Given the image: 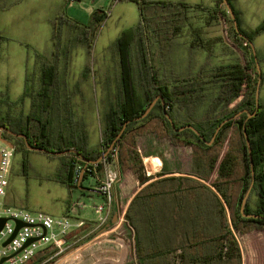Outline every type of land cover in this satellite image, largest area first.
Instances as JSON below:
<instances>
[{"label":"trees","instance_id":"trees-1","mask_svg":"<svg viewBox=\"0 0 264 264\" xmlns=\"http://www.w3.org/2000/svg\"><path fill=\"white\" fill-rule=\"evenodd\" d=\"M130 1L138 4L140 20L136 26L124 30L112 45L119 72L116 94L108 98L109 108L103 115L101 149L90 148L87 131L83 125L80 127L72 104L80 84L70 85L67 67L70 50L75 45H93L108 15L103 10L94 11L85 24L70 18L66 12L52 21L55 48L53 56H41L38 89L30 91L26 76L22 99L30 98V110L19 116L4 114L0 93V125L27 135L35 147L50 151L76 150L77 154L61 156L63 173L56 178L71 188L76 186L74 169L77 162H83L81 157L98 160L130 121L114 148L120 177L128 171L135 173L142 187L133 198L128 194L120 197L119 221L110 232L126 217L134 229L136 255L142 264H243L238 235L264 230V102L260 98L257 109L259 73L254 80L247 77V70L256 63L253 52L248 54L247 49L252 48L251 42L264 31V21L254 29H244L233 0H228L239 28L236 31L232 27L234 44L247 42V48L243 49L246 65L237 58L233 63L210 67V59H206L196 72L187 68L183 75H169L164 65L152 57L153 61L151 49H156L161 63L174 53L175 37L188 21V5L162 0ZM222 3L223 0H217L216 6ZM64 26L77 30L67 44L62 42ZM3 38L0 34V40ZM62 51L65 57L61 61ZM85 71L90 68L86 67ZM158 96L163 97L165 108L159 99L145 118L134 121ZM206 101H209L208 114H196L193 105L201 106ZM218 105L219 111L209 113ZM245 110L256 114L248 118ZM241 111L244 112L236 116ZM166 113L176 128L192 125L200 135L190 128L176 131ZM148 129L159 131L174 146L191 148L190 174L143 175L145 166L136 136ZM5 137L15 139V151L27 158L30 150L23 138L11 134ZM160 165L156 156L146 161L149 174L156 173ZM87 176L85 172L84 179ZM253 178L245 213L262 218L245 217L241 213L242 200Z\"/></svg>","mask_w":264,"mask_h":264},{"label":"rangeland","instance_id":"rangeland-1","mask_svg":"<svg viewBox=\"0 0 264 264\" xmlns=\"http://www.w3.org/2000/svg\"><path fill=\"white\" fill-rule=\"evenodd\" d=\"M84 1L87 4L100 1L104 6H109L113 2L112 0H109V3L108 0ZM238 2L248 20L246 30L254 29L264 21V0H238ZM78 4L76 2L73 6ZM61 5V0H23L20 2L19 0H0V34L4 37L0 40V93L2 94L1 98L4 100L2 107L4 114L19 116L22 113L29 112L30 98L22 99L24 79L25 76L29 77L28 86L30 91L38 89L41 61L43 59L41 56H53L55 47L52 39V21H55L54 15L58 10H61ZM233 5L235 9L238 8L234 0ZM69 6V4H66L64 10L67 7L69 9ZM122 7H126V17L122 21H119V23H113L110 20L104 21L91 47L78 44L70 50L69 54L68 82L70 85L77 82L80 84V91L72 99L73 110L77 115L80 127L84 126L87 131L89 146L91 147H95L99 143L100 130L104 123V111L109 108L108 98L116 94L115 82L119 72V64L112 49L113 42L117 38L119 30L136 26L140 19L137 4L124 3ZM220 8L224 18L220 17V20L218 17L216 24L221 33L222 43L226 45V48L223 49V62H231L233 57L234 59H240L246 65V56L243 49L247 48V42H243L242 45H239V42L234 44L236 41L232 34L234 21L224 2L220 5ZM199 12L201 11L198 10L195 13L198 15ZM197 15L190 13V18L186 23L187 26L181 32L183 42L191 41L190 35L195 39L197 37L194 36L195 30L207 22L208 16L206 18ZM240 19L242 21L241 14ZM76 32V29L64 26L62 42L67 44L72 39L70 37H73ZM210 35L201 33L200 36L204 37V41L199 42V44H204L205 39H208ZM177 38L179 39V37ZM207 43L211 48L212 42ZM253 43L261 77L263 75L260 98L264 102V31L254 39ZM152 49L151 58H155L156 63L171 70L178 67L181 73L187 69L188 66L185 61L188 59L186 56L187 49L183 48L178 51L175 45L174 53L167 55L164 63L159 62L160 56L155 54L156 49L154 47ZM215 49L216 45L214 46ZM247 50L248 54L253 52L252 48ZM226 51L228 53L227 59L224 56ZM63 54L62 51L60 54L61 61L65 57H63ZM198 58L203 61L202 56L198 55ZM193 59H196V57ZM206 59H210V67L214 66L212 65L215 60L213 56H208ZM206 59L202 63L193 64L192 68L199 69ZM86 67H89L90 71H85ZM257 73L258 69L255 63L253 68L247 70L248 80L249 78L252 80L257 78ZM107 82H110V86L107 85ZM208 103L209 101H206L201 106L193 105L196 114L200 116L208 114ZM220 108V105L213 107L209 113H215ZM158 133L157 130L151 131L148 129L141 135L136 136L137 147L145 166L143 175H149L146 161L154 156L158 157L160 161L166 160L162 170L152 174L154 177L159 173L190 174L192 167L191 148L174 146L168 138L160 136ZM226 148L227 146L224 147L222 155H224ZM61 156L30 150L27 158H25L22 152L15 151L9 174V188L13 193L12 200L18 207L33 212H46L56 217L64 215L68 205L76 204L77 201L84 202L87 207L81 210V216L87 220L88 225L86 228L91 227L90 230L92 225L89 224L95 222L96 219V213L91 206L100 205L104 199L96 192L90 191L94 189L95 185L92 176H87L84 179L82 186L85 189H80L77 185L69 189L58 182L56 178L63 173V159ZM139 188L141 189V185L138 176L128 171L123 177H120L118 197L120 199L125 194L133 195L137 190H140ZM118 197L117 205H119ZM117 213L119 214V211ZM112 218L113 216L108 224ZM118 221L110 226L107 224L105 227L95 230L88 237L82 238L48 261L46 259L51 256L50 252L41 253L36 261L31 264H37L38 261H42V264H142L136 255L134 229L130 226L126 217L122 223L117 225L115 231L110 232V229ZM121 231L123 236L120 234ZM238 238L242 263L264 264V230H252L243 235H238Z\"/></svg>","mask_w":264,"mask_h":264},{"label":"built area","instance_id":"built-area-1","mask_svg":"<svg viewBox=\"0 0 264 264\" xmlns=\"http://www.w3.org/2000/svg\"><path fill=\"white\" fill-rule=\"evenodd\" d=\"M14 153V148L0 141V218L5 219L0 230V264H31L47 251L51 254L46 259L48 261L83 238L79 234L88 223L80 213L85 204L77 201L71 204L66 214L57 217L8 204L6 196ZM99 163L77 162L73 175V184L77 185L80 173L86 167L85 172L95 180L94 190L105 198L104 204L94 206L99 213L94 231L105 227L113 216L120 181L115 148ZM18 223L22 225L19 229ZM42 263L38 261L37 264Z\"/></svg>","mask_w":264,"mask_h":264},{"label":"crops","instance_id":"crops-1","mask_svg":"<svg viewBox=\"0 0 264 264\" xmlns=\"http://www.w3.org/2000/svg\"><path fill=\"white\" fill-rule=\"evenodd\" d=\"M20 1H23V0H19V2ZM61 1H62L61 10H58V12L54 15L55 18H56V16L62 14L64 11L68 10L66 13H67V15L70 18H72V19H74V20H76V21H78L80 23H84V24L89 21L90 17L92 16L94 11H96V10H103V11H105L108 14L106 19H105V22L110 20V22H113V23L118 22L119 23V21H122L126 17V13H125V10H126L125 8L126 7H122V4H124V3H135V4H137L136 2H132L130 0H112L113 2H112L111 5L109 4V6L102 5L101 4L102 2H100V1H98L97 3L93 2L92 4H87L84 0H75V1L61 0ZM162 1L184 2V3H186L188 5V8H187L188 19L190 18V16H189L190 13L197 15L195 12L198 11V10H200L201 12H199L197 16L206 17V18L208 16L207 22L203 23L204 25H202V27H200V28L198 27L195 30L194 36H197L195 39H193V36L190 35L189 37L191 38V41L188 40V42L187 41L183 42L182 41L183 39H181L182 38L181 32L183 30L181 32H179L176 35V37H175L176 49L178 51H179V49H183V48L187 49L186 56L188 57V59L185 60V61H186L188 67H186V68H190L191 69L193 64L204 62V60L208 56H211V57L213 56L214 59H215L213 61V63H212V65H214V66H212V67H216V66H219V65H227V64L233 63L236 60V58L234 59L232 57L231 62H227V61L223 62V49L226 48V45H223V43H222V39H221V35H220L221 33H220L218 25L216 24V20L218 19V17L220 18L221 14H222L221 13L222 9L220 7H218V6H216V1L217 0H162ZM76 2H78L79 4L73 6V4L76 3ZM108 3H109V0H108ZM234 3L237 4V7H238L237 9L240 12L241 17H242L243 23L241 21V25H242V27L244 29H246L248 27V20H247V18L245 16V13L242 10L241 6L239 5L238 0H234ZM66 4L67 5L69 4L70 8L68 9V7H67V9L64 10L65 7H66ZM219 11H220V13H219ZM220 20H221V18H220ZM185 26H187V25H185ZM131 27H134V26H131ZM131 27H129V28H131ZM126 29H128V28H122L121 30H119L116 37H118ZM201 33L211 34L210 36H208V39H205L206 41L204 42V44H199V42H203L204 41L203 40L204 37L200 36ZM177 37H179V39ZM207 42H212V46L210 45L211 48L208 46ZM213 42H215V43H213ZM215 45H216V49H217L216 52H215L216 49L214 50V46ZM198 55L203 57V61L198 58ZM227 55H228V53L226 51L224 53V56H225L226 59H227ZM195 57H196V59H193ZM197 70L198 69H193V72H196ZM165 71L169 75L171 73H180V74H182L180 72V69H178V67H177V69L175 67L173 70L165 67ZM25 88H26V76H25V79H24L23 93H24ZM30 107H31V104H30ZM100 137H101V134H100ZM100 139L101 138H99V143L95 147H91L90 146V148L91 149H101ZM165 161L166 160L161 161V165H160L159 169L156 171V173H158L159 171L162 170V168L164 167ZM166 163L168 164V162H166ZM171 174L174 175V173H171ZM171 174H167V175H171ZM88 176H90V175H88ZM74 187H71V188H74ZM71 188H69V189H71ZM90 191L96 192L97 194H99L104 199V201L102 203H100V205L104 204L105 198H104V196L102 194L98 193L94 189L90 190ZM137 192H138V190H137ZM118 193L119 192H118V188H117V196H119ZM136 193L133 194L132 198L134 197V195ZM132 198H131V200H132ZM12 199H13V193L11 192V190H10V188L8 186V193H7V196H6V202L8 204L12 205V206H16L15 202H13ZM118 200H119V197H118ZM131 200H130V202H131ZM130 202H129V204H130ZM70 206H71V204L68 205V207L66 208V211H65L66 213H67V211H68ZM94 206L95 205H93L91 207L96 213L95 222L93 221L92 223L89 224V225H92V229L89 230V228H91V227H87V228H85V229H83L81 231V233L79 235H83L82 236L83 238L88 237L90 235V233H93L94 229L97 227V220L99 218V213H97V211L94 208ZM16 207H18V206H16ZM86 207L87 206L85 204V206L82 209H85ZM117 211H119V205H117V203H116L114 205V207H113V217L117 213ZM111 222H112V220H111ZM111 222L108 224V226L112 225Z\"/></svg>","mask_w":264,"mask_h":264},{"label":"water","instance_id":"water-1","mask_svg":"<svg viewBox=\"0 0 264 264\" xmlns=\"http://www.w3.org/2000/svg\"><path fill=\"white\" fill-rule=\"evenodd\" d=\"M223 2H224V4H225L226 7H227L228 12L231 14V17H232V19H233V21H234V27H235L236 31H239L238 23H237V21H236L235 13H234V11L232 10V8H231V6H230L228 0H223ZM241 35H242V34H241ZM251 47H252L253 54H254V58H255V61H256V64H257L258 73H259V75H260V76H259V80H258V84H257V88H256V102H257V109H258V108H259L260 88H261L262 77H261V70H260V66H259V63H258L257 55H256V49H255V46H254V43H253V42H251ZM159 99L162 100V106H163V108H165V102H164V100H163V97H162V96H158L154 101H152V102L150 103V105L146 108V110L144 111V113H143L142 115H140L139 117L135 118L134 121H140V120H142L143 118H145V117L151 112V110L154 108V106L156 105V103H157V101H158ZM243 112H244V111L239 112L236 116L241 115ZM245 112L248 113V118H251V117H253V116L256 114V112L253 113V114H250L249 111H247V110H245ZM166 116H167V118L169 119V121L172 123V127H173L176 131H179V132H180V131H183V130H185V129H187V128H190V129L194 130L198 135H200V133L198 132V130H197L195 127H193L192 125H185V126H182V127H180V128H176L175 123L173 122L171 116H170L168 113H166ZM129 122H130V121H127V122L125 123L123 129L121 130V132H120L119 135L117 136L116 140L111 144V146L108 148V150H107L106 152H104V153L102 154V156H101L98 160L93 161V160H91V159L84 158V157H81V159H82L84 162H86V163H99V162H101V160H102L105 156H107V155L110 153V151L115 147V144H116L117 140L120 138V136H121L122 133L124 132V130H125V128H126V126H127V124H128ZM226 122H227V120H225V121L221 124V126H222L224 123H226ZM221 126L217 129V132H216L215 136L213 137L212 141L209 142V144H211V143L214 141V139H215V137H216L218 131L220 130ZM4 132H5V133H9V134L13 135L14 137L23 138L24 141H25V143H26V145H27V147H28L30 150H33V151L44 152V153L51 154V155H56V156H61V155L70 154V153L77 154L76 150H74V149H67V150H62V151H50V150H47V149L42 148V147H35V146H33V145L30 144V142H29V138H28L27 135H25V134H18V133H15V132H13L12 130H10L8 127L0 125V141L3 142V143H5L6 145H8L10 148H14V149H15L16 146H15L14 142H12V141H10L9 139H7V138L4 137ZM201 138L204 139L203 136H201ZM246 140H247V143H248V146H249V151H251L250 142H249V139H248L247 135H246ZM252 167H253V164H252ZM85 170H86V167H84V168L82 169V171H81V173H80V176H79L78 183H77V187H79L80 189H85V188L82 186V183H83V180H84ZM253 177H254V171H253ZM253 184H254V178H253V181H252V183H251V186H250L249 189L247 190V192H246V194H245V196H244V198H243V200H242V204H241V213H242V215L245 216V217L262 218L261 215L247 214V213H245V207H246V204H247V202H248V199H249V196H250V193H251V190H252V186H253ZM118 218H119V214L116 213V214L114 215V217H113L111 223H112V224H115V223L118 221ZM4 223H5V219L0 218V230L2 229ZM21 226H22V225H21L20 223H18V227H17V229H19ZM120 234L123 236L122 231L120 232ZM30 242H32V241H30ZM30 242H29V243H30ZM29 243H27V244H29Z\"/></svg>","mask_w":264,"mask_h":264},{"label":"flooded vegetation","instance_id":"flooded-vegetation-1","mask_svg":"<svg viewBox=\"0 0 264 264\" xmlns=\"http://www.w3.org/2000/svg\"><path fill=\"white\" fill-rule=\"evenodd\" d=\"M7 134H9V133H5V132H4V137L7 136ZM12 136H13V135H12ZM13 137H14V136H13ZM5 138H6V137H5ZM9 140L12 141V142L15 141V139H9ZM14 144H15V143H14ZM15 146H16V145H15Z\"/></svg>","mask_w":264,"mask_h":264},{"label":"bare ground","instance_id":"bare-ground-1","mask_svg":"<svg viewBox=\"0 0 264 264\" xmlns=\"http://www.w3.org/2000/svg\"><path fill=\"white\" fill-rule=\"evenodd\" d=\"M122 215L124 214V212L121 213Z\"/></svg>","mask_w":264,"mask_h":264}]
</instances>
